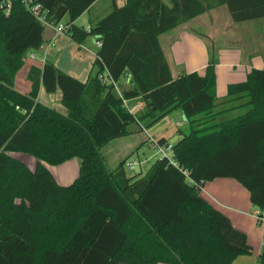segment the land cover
<instances>
[{"label": "trees", "instance_id": "16d2710c", "mask_svg": "<svg viewBox=\"0 0 264 264\" xmlns=\"http://www.w3.org/2000/svg\"><path fill=\"white\" fill-rule=\"evenodd\" d=\"M35 1L50 24L68 17L75 43L94 37L101 47L85 82L46 61L21 94L15 77L42 45L44 26L18 0L8 14L0 0V264H232L251 255L246 235L200 192L234 179L264 213V69H251L220 101L212 52L203 76L174 79L159 37L222 6L234 23L264 19V0L113 2L89 31L74 22L97 0ZM105 70L115 86L99 80ZM40 84L60 92L63 113L37 101ZM124 100L141 106L130 112ZM177 110L189 131L172 145V163L157 159L143 176H129L125 161L107 168L105 145ZM12 153L31 155L35 168ZM72 159L79 174L62 186L44 164Z\"/></svg>", "mask_w": 264, "mask_h": 264}, {"label": "crops", "instance_id": "0c3cea01", "mask_svg": "<svg viewBox=\"0 0 264 264\" xmlns=\"http://www.w3.org/2000/svg\"><path fill=\"white\" fill-rule=\"evenodd\" d=\"M101 1L102 0H97L93 3L74 24L78 27L88 28L91 25V21L102 18L107 12L103 13L104 11L98 10L95 17L90 14L94 7H97ZM113 1L117 7H121L126 2V0H124L122 5H119L116 0ZM86 14L89 16V24L86 26L80 25L78 22ZM202 16H205V18L201 19ZM202 16L193 19L189 23L167 34L161 35L159 37V42L170 69V61H172L175 66L181 68L179 74L176 76L172 74L174 79L179 75L194 72L203 76L209 64L212 52L215 63L216 95L220 101H223L227 96L229 85L244 82L251 69H264V58L261 56V51L264 49V46H261L262 49H260L257 42H251V40H255V37L258 36L259 33H262L264 29V19L234 23L224 6L218 7ZM67 21L68 17L65 16L61 23L65 24ZM197 28L205 29L206 32L208 31L206 39L203 35L197 33ZM226 33L229 34V39L234 38L235 41L232 39V41H224L223 44L221 43L219 46L215 47L214 43H216L220 37L227 38L225 35ZM42 37L43 43L41 46H43V51L46 50L45 61L42 62L39 58V55H43L40 49L35 52L37 53L36 56L38 59H30L29 55L31 53L27 55L23 67L15 77L14 88L16 91L28 95L32 89V83L29 80L30 71L32 69L41 71L46 61L53 63L58 70L65 74L67 73V75L69 74L79 81L83 78L87 80L89 75L93 73V63L96 58L94 54L97 51L95 46L96 38L89 37L84 43L77 44L68 35L57 36L51 26L44 27ZM50 41H52L54 46L46 48V45ZM60 61L64 62L65 65L60 64ZM45 93H47L46 90L40 84L37 101L43 105L48 104L46 97L49 96H46ZM57 97L58 96H56V99ZM58 98L61 100V95ZM129 103L135 104L134 112L141 106L136 100ZM175 112L181 115L180 111L177 110ZM142 126L143 130L141 132L145 135L147 134V136L149 135L148 131L155 132V126L150 128H146L144 125ZM154 135L155 134L152 133V136ZM156 137L157 139H164L162 136ZM145 140L147 141V137ZM11 156L24 162V160L20 158L19 153H12ZM137 158L139 163H141V170L134 175L141 174V176H143L149 169L146 165L150 157L144 158L143 160L140 159V157ZM70 161L65 162V164H63L64 166L44 165L53 174L58 184L66 186L72 183L73 178H75L77 174V165H79L76 159ZM104 161H106L105 158ZM27 166L31 170L35 168L30 167L28 164ZM200 194L211 206L227 216L235 229L246 235L247 242L252 248L251 255L239 256L232 264H259L258 257L263 248L264 226L259 225L254 217L256 209L253 208L250 203L249 192L234 179L217 178L213 181L206 182Z\"/></svg>", "mask_w": 264, "mask_h": 264}, {"label": "rangeland", "instance_id": "374dc122", "mask_svg": "<svg viewBox=\"0 0 264 264\" xmlns=\"http://www.w3.org/2000/svg\"><path fill=\"white\" fill-rule=\"evenodd\" d=\"M124 0H116V2L119 5H122ZM113 0H102L97 7H94V9L91 11L90 14L94 15L97 13V11H104L108 12L111 9V6L113 4ZM206 16V15H205ZM205 16L201 17V19L205 18ZM89 16L88 14L84 15V17H82L80 19V21L78 22L80 25H88L89 24ZM230 20V19H229ZM205 31V32H204ZM197 33L203 35L205 37V39L207 38V33L205 29H198L197 28ZM227 38H222L220 37L216 43H214L215 47L219 46L221 43L223 44L224 41H232L234 40V38L229 39L228 38V33L225 34ZM224 37V36H223ZM257 40V41H256ZM235 41V40H234ZM251 42H257V44L260 46V49H262L261 46H264V29L262 30V33H259L258 36L255 37V40H251ZM264 48V47H263ZM261 56H263L264 58V49L261 51ZM39 58H42V55H39ZM38 59V58H37ZM60 64H64V62L60 61ZM170 66H171V71L172 74L174 76H176L177 74L180 73L181 68H179L178 66H175V64H173L172 61H170ZM96 67H94L93 69V74L96 72ZM67 74V73H66ZM69 75V74H68ZM81 81H85L86 78L80 79ZM47 98V103L45 104L48 107L54 108L59 112H64L65 108L64 106L61 104L60 98H58L60 96L59 91H56L55 93H45ZM56 96L57 99H56ZM133 112L135 109V104H130L129 106ZM228 118V117H226ZM153 126H155V132L153 131H148V136L153 138L155 141H159V139H157L156 136H162L168 144H174L176 143L181 137L182 135L180 134V132H182L183 134H187L189 131V127L187 125L186 119L184 118V116L181 114H177L175 111L171 112L170 114H168L167 116H165L164 118H162L159 122H157L156 124H154ZM152 127V126H151ZM136 126H131V129L135 130ZM150 128V127H149ZM180 131V132H179ZM152 133L155 134L154 136H152ZM148 136L147 134H143L142 132H135L132 133L131 135L127 136V137H121L118 139H115L114 141H111L110 143H108L107 145H105L102 149V155L105 158V164H107V168H109V170H113L115 168H117L120 164V162H122V160L124 161H128V162H133L136 161L137 163H139V160H137V157H140V159H144V158H148L150 157V159H148V163L146 165V167H149L152 165V163H154L157 159H159V155L155 154V150L153 151L150 147L149 144V140H148ZM147 137V141L145 140ZM146 141V142H145ZM136 147V148H133ZM20 158L22 160H24L25 164L30 165V167H35L36 164V159L34 157H32L31 155L28 154H20ZM170 155V153L168 154ZM75 160V159H72ZM79 163V160L76 159ZM70 161V160H69ZM68 161V162H69ZM74 161V162H77ZM23 162V161H22ZM73 162V161H70ZM65 164V163H63ZM63 164H61L62 166H64ZM66 164H71V163H66ZM77 164V163H76ZM59 165V166H61ZM141 170L140 166H137L135 171H129L127 170V168H125V171L127 172V174L129 175H134L139 173V171ZM76 176L75 178L78 176L79 174V165H77L76 168ZM75 178H73V181L75 180ZM72 181V182H73ZM71 184V183H70ZM261 226H264V222L262 224H259Z\"/></svg>", "mask_w": 264, "mask_h": 264}, {"label": "built area", "instance_id": "2783aa9c", "mask_svg": "<svg viewBox=\"0 0 264 264\" xmlns=\"http://www.w3.org/2000/svg\"><path fill=\"white\" fill-rule=\"evenodd\" d=\"M20 4H22L27 11H29L32 16L41 22V24L44 27L51 26L55 32V34L58 35H68V26L63 23H59L58 25H53L47 22L46 20V10H44L43 6L36 2L35 0H18ZM2 4L6 6V11L5 13L8 14L10 7H11V0H1ZM89 27L86 28L87 31H89ZM54 46L52 41H50L47 45L46 48ZM95 46L97 50L101 47V42L99 40H95ZM39 49L43 52L42 58L40 59L42 62L45 61V51H43V46H40ZM38 49V50H39ZM37 53L33 52L31 53L30 59L35 60L37 58L36 56ZM95 57L97 58V51L95 52ZM99 80L101 81L102 84H115L112 82V80L109 78L108 72L105 70L104 73L99 75ZM117 89V88H116ZM129 101L124 100L123 101V106L127 108L130 112H133V110L129 107L128 105ZM149 144L151 149L154 151L155 154L159 155V159L163 158H168L171 163L173 162L172 160V144H160L158 141H155L153 138L148 137ZM170 153V155H168ZM137 166H141V163H137L136 161L133 162H128L125 161L124 163V168H127L129 171H135ZM254 217L257 220L258 224H262L264 222V213H261L260 211L256 210L254 213Z\"/></svg>", "mask_w": 264, "mask_h": 264}]
</instances>
